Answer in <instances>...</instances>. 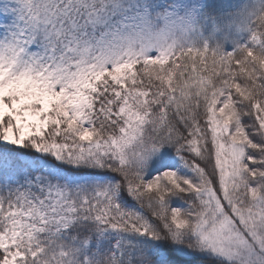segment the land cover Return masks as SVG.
<instances>
[{"label": "snow or ice", "instance_id": "obj_1", "mask_svg": "<svg viewBox=\"0 0 264 264\" xmlns=\"http://www.w3.org/2000/svg\"><path fill=\"white\" fill-rule=\"evenodd\" d=\"M0 264H264V0H0Z\"/></svg>", "mask_w": 264, "mask_h": 264}]
</instances>
